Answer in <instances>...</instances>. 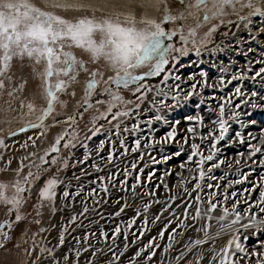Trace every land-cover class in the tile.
I'll list each match as a JSON object with an SVG mask.
<instances>
[{
	"label": "rangeland",
	"instance_id": "1",
	"mask_svg": "<svg viewBox=\"0 0 264 264\" xmlns=\"http://www.w3.org/2000/svg\"><path fill=\"white\" fill-rule=\"evenodd\" d=\"M30 2L44 11L56 12L69 20L92 15L90 11L54 9L46 6V0H30ZM85 2L95 4L98 0H85ZM109 3L110 7L107 11H131L137 21L142 15L156 20H160L163 15L164 6L160 5L157 10L154 3H149V0H109ZM244 5H246V0H239L234 7L225 8L224 16L205 22L203 12L199 14L192 10L193 14L189 15L183 5L177 3L176 0H169V6L174 13L184 11L185 19L174 22L175 27L181 29L184 35H187L189 28H195L198 22L201 24L199 28H196L194 44L191 39L187 44L182 43L179 33L171 41H165L166 44L172 43L176 47L188 49V54L184 56L174 53L179 56L176 63L188 64L191 63L190 61L202 60L204 52L230 40L232 38L230 35H234L242 27L244 28L249 20L253 22L262 18L250 16L249 14L253 10L250 8L247 11L244 9ZM101 15L100 12L96 13L97 17ZM241 17L248 19L241 20ZM136 26L144 27L139 23ZM163 26L166 30L171 31L174 24L168 22ZM213 26L216 27V31L206 39V33ZM261 31L264 30L261 29ZM256 37L260 39L264 36L257 33ZM93 39L99 42L102 39V34L95 33ZM201 41H204L203 46ZM61 43L64 44V51L72 52L78 60L84 62L87 71L78 70L76 81L69 82L63 92L57 93L58 100L54 104L53 112L45 118L42 128L29 127L24 132L19 131L21 127H26L29 120L35 121L36 116L40 114V109L47 106L43 84L46 61L41 59L37 64L34 58L14 56L9 69L0 75V81L4 83V88L0 89V140L4 142L3 145H0V184L7 185L3 191L4 196L9 200L18 195L15 187L17 181L19 186L29 189L22 194L23 201L19 205L18 212L13 209L11 204L0 199V224L4 225L3 228H0V245H2L0 247V264H196L197 261L199 264H219V257L213 260V256L226 245L233 235L239 237V242L247 249L248 253L254 250L264 252V227H242L249 223L248 217L252 214H255L258 219H264V213H261L260 207L257 206L259 190L264 187V179H262L264 166L259 165V161L264 159V141L260 139L262 130H264V85L256 87L253 83L246 85L237 82V86L244 94L242 97L238 96L235 93L237 86L231 88L224 84L225 78L228 76L225 77L215 68L212 69L209 63H206L201 68L206 75L201 76V81L197 82V88L180 91L181 97L187 92L193 91L196 94L192 97L188 100L181 99L177 105L176 101L171 99L175 93L172 92L167 97L158 95L155 99L157 103L154 105L152 102L150 105L146 103L150 92L156 91L157 87L161 88L165 73L146 79L145 83L152 90L145 92L141 101L137 99L141 94L135 93V85L117 90L115 86L105 83L109 76L115 75V72L103 57L94 61L91 53L85 49L75 46L68 47L70 41ZM56 47L59 50L60 45L57 44ZM198 49L199 54H197ZM260 52L264 53V49ZM262 53L259 55L263 57L261 60L264 61ZM222 65L223 68L228 66L227 59H224ZM259 66L260 68L264 67V63H260ZM259 66H256L254 70L259 71ZM165 67L166 69L171 68L172 65ZM94 71L102 73L96 77L101 83L89 99L91 105L89 107L84 103V87L86 80ZM136 71L137 74H142L148 71V67L144 66ZM250 72L255 73L251 70L246 75L249 76ZM242 73L244 74V72ZM56 81L57 76L53 75L50 78V83L55 85ZM105 87H112L113 91H118L124 100H130L132 103L117 102L109 112L108 106L111 98L107 94H103ZM9 91L12 92V96L8 95ZM163 91L165 92L166 89ZM253 91L257 92V96H251ZM16 97L20 98V102L21 100L24 102L25 107H20V110L15 114H7L8 108ZM160 100H164L171 107H161L158 103ZM201 100H203L202 104ZM228 100L232 101L231 105L227 104ZM61 101L64 102L63 106H61ZM97 101H103V103H97ZM243 101H248V103ZM29 102L35 106L33 113H28L26 105ZM137 104L140 105L139 109L136 108ZM221 104L225 105V119L232 112H239V118L228 120V133L224 140L217 143L216 147L219 151L215 154L213 161H206L203 166H200L197 164L201 158L200 155L193 157L192 161H188L187 158L192 152V143L200 146L198 151L202 155L207 156L211 153V138L202 139V137H208L210 131L214 136L219 135V129L213 124V121L219 118ZM236 104H240V107L236 108ZM253 104L256 106L253 107ZM118 111H128L129 115L118 116L113 120V115ZM197 113L202 117V125L186 119L187 116ZM156 115H161L163 119L156 121L154 119ZM69 117H74V121L69 120ZM149 120H152L151 125L147 123ZM176 121H180V123L177 125L178 132L175 140L168 144H153V140H159L165 136L170 130V125ZM253 121L255 123H252ZM241 123L245 126L241 127ZM134 125L139 127L134 130ZM190 126L195 128L194 134L187 131ZM96 129L99 131L93 136L92 132ZM13 132L16 135H10ZM236 132L241 133L245 141L243 144L236 137ZM60 136H63V139L59 144H56V140ZM87 137H91V139H87ZM252 137H256V139H252ZM137 138L141 140V146L136 152H133L131 149L135 146L134 142ZM185 139H187V143L184 142ZM101 141H104L102 149L99 148ZM121 141L124 142L123 148ZM65 144H68V147H65ZM145 144L152 146L146 148ZM250 144L261 148V152L251 158L247 155ZM53 145L58 151H50ZM84 145H87V148ZM176 152L181 154L175 156ZM86 153L89 154L87 160H85ZM110 153L113 156L111 162L108 161ZM240 153L245 155L240 156ZM165 155L172 156V159L167 163L154 164L152 162L153 157L159 160ZM41 156L44 157L46 163L41 162ZM54 158L56 163H52ZM237 160L240 161L239 164L236 163ZM79 161H83V163H78ZM65 162H67V167L64 166ZM214 162L220 163V166L209 172L208 169ZM133 163L137 165L136 169H132ZM182 163L185 164L184 168L180 167ZM37 165L40 166V178L36 179L34 176L30 178V184H26L24 177L28 175L29 171L37 173ZM93 165H97L99 171ZM18 169L20 170L19 174H17ZM140 169H143V172H140ZM201 169L205 172V177L202 180L199 178ZM125 171L131 173L127 178L123 175ZM166 171L170 173L167 176L164 175ZM149 172L154 173L151 181L148 180ZM241 173L247 175L248 178L245 180ZM249 173L250 175H248ZM110 175L113 176L112 182L108 180ZM137 175L141 176V186L136 188L137 195L134 196L131 187L135 183ZM99 177L105 179L101 181ZM51 178L58 181L55 189L56 196L52 200L41 201L39 191ZM125 179H127L128 190L122 191L119 181ZM238 179L243 180V183H233L229 186V181L234 182ZM197 183L201 185L200 189L195 188ZM164 184L168 185L167 189ZM208 184H219L220 187L210 189L207 187ZM158 185L159 187H157ZM103 186L108 187V192L102 191ZM254 186L255 191L251 195L244 191L252 189ZM225 190L229 194L227 201L223 199ZM65 191L70 193L67 198L63 196ZM146 191H155L156 195H142ZM211 192L220 193L216 198L219 201L218 206L211 213L213 217L221 215L224 207L231 210L232 204L237 199L243 201L246 198L248 200L247 204L241 202L237 205L242 219L239 224L233 226L237 230L235 233L226 231L216 236V233L220 232L221 222L216 219H191L195 215L197 205L202 211L206 210L209 202L208 194ZM232 192H236L237 196L232 197L230 195ZM242 192L244 195L240 196ZM77 193L79 194L77 195ZM90 193L92 194L89 195ZM197 195L201 197L200 201H196ZM173 196L176 199H170ZM157 200L162 203H155ZM145 203L151 204L147 213L143 212ZM189 205L192 206L189 207ZM260 206H264V204ZM85 207L88 209L87 212L84 211ZM122 207L124 211L116 216L115 213ZM186 207L189 212L187 217L182 214ZM165 208H169V210L164 211ZM137 210L142 215L136 216ZM17 215L21 217L19 221L16 220ZM157 215H160L161 219L153 223ZM73 216L76 217L75 221L72 220ZM133 218L136 222L131 228H127L128 222ZM233 218L230 216L228 219ZM177 219L183 221L185 225L190 224L193 227L178 226ZM145 220L147 224H145ZM169 220L172 223L169 224ZM227 222L228 220L223 223ZM166 224H168L167 230H165ZM205 224L208 225L209 235L216 238L208 239L202 245L192 246L189 250L186 245H190L195 239H204L203 232H197L195 229ZM118 225L122 231L113 240V233ZM173 228L176 229V234L174 240L169 241L168 236L172 234ZM162 230H165V235L160 238L159 233ZM102 231L107 233L106 237L101 236ZM141 231L144 232L143 236H140ZM61 232L64 234L63 245L59 243ZM125 232L128 233L127 240H125ZM5 233L8 239L4 238L3 234ZM179 233H183V235ZM154 237L156 238L155 244H158L159 247L155 249L152 260L146 261L149 254L147 251L133 260L132 257L135 253ZM133 240L136 242L133 243ZM169 243H172V248L165 252L164 249ZM125 244L128 245L127 249H125ZM41 249H45V251L42 252ZM230 251L235 252L234 246ZM77 252L80 253L79 256H77ZM121 252L123 255H120ZM182 252L184 253L183 258L177 260ZM114 254L120 256V259L114 260ZM65 256L68 257L67 260L64 259ZM230 259H234L237 264H256L257 260H261L264 264V257L240 252H235V255L230 256Z\"/></svg>",
	"mask_w": 264,
	"mask_h": 264
},
{
	"label": "snow or ice",
	"instance_id": "2",
	"mask_svg": "<svg viewBox=\"0 0 264 264\" xmlns=\"http://www.w3.org/2000/svg\"><path fill=\"white\" fill-rule=\"evenodd\" d=\"M177 3L183 5L184 10L188 11L189 15H192V10L196 12H203V20L208 22L210 20L216 19L218 17L224 16L225 8L232 6L234 7L235 3H238L239 0H176ZM149 3H154V6L159 10V6L163 5V15L160 20H156L155 18H149L147 15H142L140 20L137 21L134 14L129 12H110L107 9L110 7L109 0H98L97 3L85 2V0H46V6L59 9L63 11H83V12H92V15H84L77 17L75 20L65 19L63 16L56 14L53 11H44L41 8L35 6L30 2V0H0V75L5 73L9 67L10 63L14 56L23 58L27 57L29 59H35L37 64L40 63L41 59L46 61V68L43 73V84H44V93L47 98V106L45 108L40 109V114L36 116L35 121L29 120L26 127H21L19 129L20 132H24L27 128H42L44 126L43 122L46 117H48L54 108V104L58 100L57 93L63 92L69 82L76 81V73L78 70L87 71L85 68L84 62L78 60L76 56L70 51H64V44L61 43L63 41H70L68 47H78L83 48L86 51L91 53L93 60H97L103 57L111 67V69L115 72L114 76H109L108 80L105 83L115 86L117 90L123 88L127 89L131 85H135V93H140L141 95L137 97L139 100H143L144 94L147 91H151L152 89L145 83L146 79L149 77L159 76L162 73H165L164 79L162 83H167L168 80H176L179 81L181 77L179 75L174 74V70L179 68L180 65L177 64V60L179 56H184L188 54V49L186 47H176L172 43L166 44L165 41H171L173 37H175L179 33L180 41L184 44H187L191 39L192 43H195V35L196 28H199L201 24L198 22L195 28H189L187 35H184L181 29L175 27L176 21H181L185 19L184 11L173 12L172 8L169 6V0H149ZM245 7L252 8L253 11L249 14L250 16L256 17H264V8L260 6H253L251 2ZM143 7V4H141ZM102 13L101 16L97 17L96 13ZM123 17V19H121ZM248 19L247 17H241V20ZM168 22H173L174 27L171 31L166 30L163 26ZM249 23L252 21L249 20ZM137 23L144 25V27L138 28ZM248 25L246 24L245 27ZM216 31V27L213 26L207 33L205 38L211 37L212 33ZM101 33L102 39L97 42L93 39L95 33ZM204 41H201V45L203 46ZM59 44V50L56 45ZM251 51V49H249ZM174 53H178L179 56L174 55ZM197 54H199V49L197 50ZM264 55V53H262ZM258 63H264V61H257ZM172 65L171 68L166 69V65ZM144 66L148 67V71L143 72L142 74H137V69H140ZM251 70V68H249ZM223 71V69H222ZM261 74H264V67H261L259 71L255 73V76L252 77L255 80L257 77H260ZM55 75L57 76V81L55 85L50 83V78ZM98 75H102V73L98 71H94L91 73L90 77L85 82L84 94L85 99L84 103L91 106L89 104V99L93 96L94 92H96L98 85L101 81L97 80L96 77ZM201 76H205L204 72L200 73ZM63 77V78H61ZM66 78V79H65ZM193 76H189L188 80H193ZM233 80L238 79L237 76L232 77ZM223 82V81H221ZM231 83V81H228ZM192 89L197 88V84L193 83L191 85ZM4 88L3 81H0V89ZM23 88V86H21ZM175 93L171 96V99L176 101L177 105L180 100H188L194 94L193 91H189L184 94L182 97L180 96V85L176 84L174 86ZM144 90V92H142ZM157 95H163L167 97L169 94L164 92L162 88L157 87L156 89ZM235 93L238 96H243V92L241 88L237 87L235 89ZM103 94H107L111 99L109 101L108 111L111 112L112 109L116 106V103L119 102L121 104H130L132 101L124 100L122 96L118 94V91H113L112 87H105L103 89ZM9 96H12V92H8ZM251 96H257V92H251ZM244 103H248V101H243ZM61 106H63V101L60 102ZM97 103H103V101H97ZM157 103L154 101V105ZM159 105L163 108L171 107L164 100L158 101ZM203 103V100L200 101ZM228 105L232 104L231 100L227 101ZM199 104L197 107L199 108ZM256 105L253 104V107ZM20 107L24 108L25 104L21 100ZM28 109V113L35 112V106L33 103L29 102L26 105ZM140 105L137 104L136 108L139 109ZM236 108L240 107V104L235 105ZM14 110V109H13ZM225 105L221 104L219 106V118L213 121V124L218 127L219 135L214 136L213 132L208 133V137H202V139L211 138V146L212 151L207 156L202 155L198 149L199 145L196 143H192L191 155L188 156V161H192L193 157L200 155V160L197 161V164L203 166L206 161H213L215 154L219 151L216 147L219 141L225 139L226 134L229 130L228 120L230 119H238L240 116L239 112H232L231 115L225 119ZM103 115V114H102ZM128 111H118L116 112L112 119L115 120L118 116H128ZM74 117H69V120L74 121ZM156 121H160L163 119L161 115H156L154 117ZM186 119L188 121H195L198 124L202 125L203 120L202 117L197 113L196 115L187 116ZM149 125L152 124V120L147 121ZM180 121H176L175 123L170 125V130L165 134V136L161 137L159 140H153V144H168L175 140L177 136V125ZM252 123H255L254 121ZM245 125L241 123V127ZM119 127V125H117ZM139 126L134 125L133 129L136 130ZM99 129H96L92 132V135L95 136ZM127 131V129H125ZM189 133H195L194 127H189L187 129ZM10 135H16V133H10ZM236 137L239 139V142L243 144L245 141L240 132H236ZM251 136V133H249ZM29 139H32L29 137ZM63 139V136H60L56 140V144L60 143V140ZM87 139H91V137H87ZM252 139H256V137H252ZM260 139L264 141V130H262ZM187 143V139L184 141ZM3 140H0V145H3ZM135 146L131 149L133 152H136L141 146V140L137 138L134 142ZM75 147V145H72ZM151 144H145L144 147H151ZM65 147H68V144H65ZM87 148V145H84ZM104 147V141L100 142L99 148L102 149ZM121 147H124V142L121 141ZM248 157L251 158L255 156L257 153L261 152V148L257 145L250 144L249 145ZM52 152L58 151L55 145H53L50 149ZM127 149L125 150V152ZM98 154V152H97ZM181 153H174L175 156H179ZM47 155V153H45ZM88 153L85 154V160L88 159ZM240 156H244V153H240ZM113 159L112 154L110 153L108 156V161L111 162ZM172 159V156L165 155L161 159L157 160L156 158H152V162L154 164L167 163ZM40 160L42 163H46L44 157L41 156ZM56 159L52 160V163H56ZM78 163H83V161H79ZM223 163V161H220ZM220 163H213L211 168L208 169L209 172L214 168H218ZM237 164L240 163L239 160L236 161ZM259 165L264 166V159L259 161ZM67 167V162L64 164ZM231 166V165H229ZM23 167V165H22ZM37 173H33L29 171L28 175L24 177L25 183L30 184V178L34 177L39 179L40 166L37 165ZM93 167L97 168L99 171V167L97 165H93ZM132 169H136L137 165L133 163L131 165ZM181 168L185 167V164L180 165ZM19 169L17 170V174H19ZM140 172H143V169H140ZM169 172H165V176L169 175ZM123 175L127 178L131 175L130 172L125 171ZM241 175H244L241 173ZM250 175V173L248 174ZM154 176L153 172H149L148 180L151 181ZM205 177V172L201 169L199 178L202 180ZM248 178L247 175H244V179ZM101 181H103L104 177H99ZM264 179V177H262ZM109 182L113 181V176L110 175L108 177ZM233 183L240 184L243 183V180L229 181V186ZM58 181L55 178L48 179L45 185L39 191V198L41 201L52 200L56 196L55 189L57 187ZM121 185L122 191H127V179L119 181ZM183 184V181H181ZM141 186V176L137 175L135 177V183L131 187L132 194L135 196L136 188ZM7 187L5 184H0V199H4L6 203H9L13 206L17 212L19 210V205L23 201L22 194L25 191H28V188L19 186V182L17 181L16 192L17 197L13 199H7L4 196V189ZM159 187V185L157 186ZM164 187L167 189L168 185L164 184ZM208 188H219L220 185L216 184H208ZM196 189H200L201 185L199 183L195 186ZM108 187L103 186L102 191L108 192ZM187 192V189H185ZM249 195L253 191H255V186L252 189H245ZM95 192V190H93ZM79 193H77L78 195ZM90 193L89 195H91ZM70 195L68 191L63 193L64 198H67ZM142 195L146 196H154L156 195L155 191L144 192ZM189 195H191L189 193ZM220 193L211 192L208 194L209 202L206 210L202 211L201 208L197 205L195 207V215L191 217L192 220L197 219H216L220 223V232L216 233V236H219L221 233L226 231H231L235 233L237 230L233 227L240 223L242 219L241 213L237 209V205L241 202L247 204L248 200L245 198L243 201L237 199L231 206V210L229 208L224 207L222 209V214L218 217H213L211 213L217 208L219 201L216 200L217 196ZM232 197H236L237 193H230ZM244 193H240V196H243ZM170 199H176V197H171ZM196 201H200L201 197L197 195L195 197ZM224 201L229 199V194L227 190L223 194ZM155 203H162L157 200ZM264 204V187H261L259 190V198L257 206L260 207V212L264 213V206H260ZM192 205H189L191 207ZM127 207V205H125ZM151 207V204L145 203L143 206V212L147 213L148 209ZM251 208V205H249ZM169 208H165L164 211H168ZM85 212L88 211L87 207L84 209ZM124 211L122 207L118 212L115 213L116 216H119ZM185 217L189 215L188 208H184L183 213ZM142 213L137 210L136 216H140ZM175 216V213H173ZM230 216L234 217L233 219H228ZM21 217L19 215L16 216V220L19 221ZM161 219L160 215L155 217L153 223L156 220ZM72 220L75 221L76 217L73 216ZM228 220L227 223H223ZM249 223L242 225L244 228L258 226L264 227V219H258L255 214H252L248 217ZM135 218L130 220L127 224V228H131L135 223ZM172 223L171 220L168 222ZM145 224L147 221L145 220ZM178 226L192 228L193 225H185L183 221L177 219ZM4 225L0 224V228H3ZM168 224L165 225V230H167ZM43 231V229H41ZM165 230H162L159 233V237L163 238L165 235ZM197 232H203L204 239H195L190 243V245H186L187 248H190L195 245H202L207 242L208 239H215L216 237L210 236L208 232V225L205 224L200 228L195 229ZM122 229L118 225L116 226L113 233V240H115L116 236L121 233ZM101 236H107V233L101 232ZM176 234V229H172V234H169V241L174 240V235ZM183 235V233H179ZM5 239H8L7 234H3ZM144 232H140V236H143ZM128 233L125 232V240H127ZM139 239V237H137ZM155 237L152 240H149L147 244L144 245L139 251L135 253L132 257L135 260L137 257H140L141 254L147 251L149 254L146 257V261H151L153 256L155 255V249L159 247L158 244H155ZM87 240V237H85ZM133 243L136 241L133 240ZM60 245L64 243V234L61 232L59 238ZM235 252L245 253L246 255L251 256H261L264 257V252L252 251L251 253L247 252V249L239 242V237L237 235H233L231 239H229L225 246L221 247L219 252L213 256V260H216L219 257V264H237L234 259H230V256H234L235 252H231L230 250L233 248ZM2 247V245H0ZM128 245L125 244V249H127ZM172 248V243H169L165 247V252L168 249ZM87 250V249H85ZM41 251H45V249H41ZM51 252V250H48ZM80 253L77 252V256ZM95 255V253H93ZM123 255V252L120 253ZM184 253L182 252L180 256L177 257V260L182 259ZM202 258V257H201ZM65 260L68 259L67 256L64 257ZM114 260H119L120 256L113 255ZM199 264V261L196 262ZM256 264H262L261 260H257Z\"/></svg>",
	"mask_w": 264,
	"mask_h": 264
},
{
	"label": "bare ground",
	"instance_id": "3",
	"mask_svg": "<svg viewBox=\"0 0 264 264\" xmlns=\"http://www.w3.org/2000/svg\"><path fill=\"white\" fill-rule=\"evenodd\" d=\"M249 2H251L253 6L256 5V6H260L261 8H264V0H246V5ZM244 9L248 10L250 8L245 7ZM251 10L253 9L251 8ZM261 29L264 30V17L257 19L256 21H253L247 27L244 28L242 27L234 35L233 34L230 35V37L232 38L230 40H227L228 42L224 41L223 43L216 46L212 50L204 52L202 54L203 56L202 60L200 59L194 62L190 61L191 63L188 64L181 62L179 64L180 67L174 70V74L179 75L181 79L179 81L170 79L167 81V83H163L161 88L164 90L166 89L167 92L166 91L165 92L168 94L175 92L174 86L176 84L180 85L179 91H184L187 90V88H192L191 85L193 83L197 84V82L201 81V75H200V73L202 72L201 68L202 65L206 63H209L212 69L215 68L221 74L225 75V77L228 76L227 78H225L226 81L224 83L228 87L234 88L235 86H237L236 84L237 82H242L246 85H248L249 83H253L256 87L257 86L261 87V85H264V74H261V76L257 77L255 80L252 79V77L255 76V73L257 72V70H254V68L260 65V63H258L257 61H262L261 59L263 58L259 54L262 53L260 52V50L264 49V37L260 39L258 38L259 36L256 37L257 33L262 34V36H264V31H261ZM249 49H251V51H249ZM224 59L225 60L227 59L228 66L223 68L222 64ZM249 68H251L252 72L255 73L250 72L248 76L246 74L249 73V71H251L249 70ZM242 72H244V74ZM189 76H193L194 79L188 80ZM233 76H237L238 79L233 80L232 79ZM228 81H231V83H228ZM157 97L158 95L156 91L150 92L148 101L146 103H149L151 105V103L154 102ZM19 110H20V98L16 97L14 98L13 103H11L10 107L8 108V112L6 113L15 114ZM5 158L7 159V156Z\"/></svg>",
	"mask_w": 264,
	"mask_h": 264
},
{
	"label": "crops",
	"instance_id": "4",
	"mask_svg": "<svg viewBox=\"0 0 264 264\" xmlns=\"http://www.w3.org/2000/svg\"><path fill=\"white\" fill-rule=\"evenodd\" d=\"M250 10V9H249ZM248 11V10H247ZM201 12H199V14H200ZM197 16H199V15H197Z\"/></svg>",
	"mask_w": 264,
	"mask_h": 264
}]
</instances>
